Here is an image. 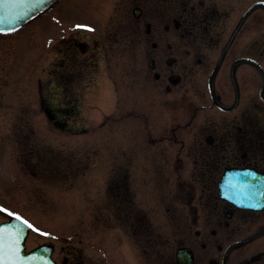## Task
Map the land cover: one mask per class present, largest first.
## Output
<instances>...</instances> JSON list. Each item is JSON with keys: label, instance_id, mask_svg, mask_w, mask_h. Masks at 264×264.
Here are the masks:
<instances>
[{"label": "flooded vegetation", "instance_id": "obj_1", "mask_svg": "<svg viewBox=\"0 0 264 264\" xmlns=\"http://www.w3.org/2000/svg\"><path fill=\"white\" fill-rule=\"evenodd\" d=\"M245 1L249 0H125L122 58L111 62L114 53L105 52L112 90L102 91L110 103L124 100L125 117L140 120L143 129L137 138L126 133L134 154L124 168L130 171L139 164L141 171L150 166L175 173L170 184L178 189L176 195L171 199L160 195L155 184L154 199L157 204L183 205L175 206L174 212L167 208L176 224L175 247L166 262L155 264H241L256 255L260 256L244 264H264V234L243 242L264 231V208H242L222 198L219 190L228 170L251 169L264 176V52L259 35L264 10L255 8L232 38L244 11L260 0L246 7ZM51 22L64 30L59 20ZM249 25L251 36H243ZM216 27L219 31L213 35ZM84 30L78 22L75 33L57 36L53 42L47 38L55 57L47 71V99L41 96V108L63 132L78 133L67 125L81 117L78 104L92 98L87 93L94 87L98 51L116 43V34L99 43L90 35L84 38L88 34ZM55 98L66 102L58 107ZM162 124H169L165 133ZM145 183L143 178V189ZM111 198L115 209L132 221L130 236L148 244L142 234L151 219L146 202L135 196L131 185ZM141 245V257L148 264V250ZM180 251L186 260H179ZM105 254L107 263L115 264L114 253ZM53 257L59 264H70L58 260L55 250Z\"/></svg>", "mask_w": 264, "mask_h": 264}, {"label": "rangeland", "instance_id": "obj_2", "mask_svg": "<svg viewBox=\"0 0 264 264\" xmlns=\"http://www.w3.org/2000/svg\"><path fill=\"white\" fill-rule=\"evenodd\" d=\"M124 1L60 0L48 15L46 11L24 30L0 35V208L7 210L0 212V222L7 220L8 212L27 218L38 230L31 229L28 250L52 244L56 258L70 264H109L103 255L110 252L114 253L115 264H144L141 244L148 250V264H155L166 262L175 247L176 224L171 213L175 206L183 205L157 204L154 197L158 193L152 190L157 184L160 195L174 197L178 192L172 187L175 173L155 171L150 166H142L146 170L141 171L137 162L138 168L126 171L124 166L134 154L126 133L139 137L142 124L125 117L124 100L110 103L108 94L102 91L112 90L105 52L114 53L111 62L122 58L124 52L122 34L128 15ZM252 1H245V7ZM54 20H59L61 24L55 25L64 26V30L55 27L51 22ZM78 22L88 33L84 38L90 35L105 43L116 34V43L98 51L94 87L87 93L92 98L76 107L81 117L76 114L77 119L67 127L78 133H70L49 122L41 108V96L47 99V71L55 57L47 47V38L52 37L53 42L66 33H75ZM260 27L264 52V17ZM218 31L216 27L212 34L217 35ZM242 35L251 36L250 25ZM118 72L116 68L117 80ZM56 100L55 105L60 107L66 99ZM168 126L162 124L161 132H167ZM143 178L147 181L144 189ZM130 185L151 213L148 227L142 231L148 244L138 243L134 235L130 236L132 221L119 213L112 202L116 192ZM154 211L160 215L152 214ZM99 246L100 251L95 250Z\"/></svg>", "mask_w": 264, "mask_h": 264}, {"label": "water", "instance_id": "obj_3", "mask_svg": "<svg viewBox=\"0 0 264 264\" xmlns=\"http://www.w3.org/2000/svg\"><path fill=\"white\" fill-rule=\"evenodd\" d=\"M58 1L59 0H0V32H9L22 27L46 12ZM258 6H264V2L256 3L245 12L233 34V38L251 12ZM223 179L221 183V194L223 197L231 199L241 207L251 209H261L264 207L263 176L252 171H230L225 174ZM0 230H7L5 233L6 245L14 241L16 235L19 236L21 248L20 255L23 257L19 264H57L51 256L53 250L52 246L42 245L31 252L26 251L25 242L30 229L23 225L21 221L13 218L9 222L1 223ZM260 234L255 236H259ZM184 253V251L178 253L179 260H186ZM254 258H256V256L247 261Z\"/></svg>", "mask_w": 264, "mask_h": 264}, {"label": "snow or ice", "instance_id": "obj_4", "mask_svg": "<svg viewBox=\"0 0 264 264\" xmlns=\"http://www.w3.org/2000/svg\"><path fill=\"white\" fill-rule=\"evenodd\" d=\"M80 27V26H78ZM89 31H94L93 29H88ZM6 209L0 208V212H6ZM9 216H13L14 214L11 212L7 213ZM15 219L21 221V223L27 226L29 229H33L34 231H38L33 228V226L27 221L23 220L20 216H15ZM7 230H0V264H19L22 261L23 257H21V248H20V240L19 236L16 235L14 241L9 244H5L6 236L5 233ZM41 235H47V233H41Z\"/></svg>", "mask_w": 264, "mask_h": 264}]
</instances>
